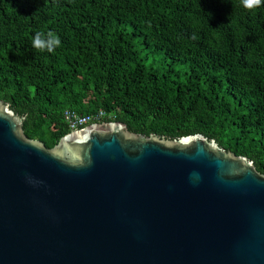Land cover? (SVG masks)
<instances>
[{
  "label": "trees",
  "instance_id": "obj_1",
  "mask_svg": "<svg viewBox=\"0 0 264 264\" xmlns=\"http://www.w3.org/2000/svg\"><path fill=\"white\" fill-rule=\"evenodd\" d=\"M55 33L60 45L32 39ZM0 100L46 147L64 111L202 134L264 174V0H0Z\"/></svg>",
  "mask_w": 264,
  "mask_h": 264
},
{
  "label": "water",
  "instance_id": "obj_2",
  "mask_svg": "<svg viewBox=\"0 0 264 264\" xmlns=\"http://www.w3.org/2000/svg\"><path fill=\"white\" fill-rule=\"evenodd\" d=\"M0 100V264H264V174L196 133L91 123L52 147Z\"/></svg>",
  "mask_w": 264,
  "mask_h": 264
},
{
  "label": "built area",
  "instance_id": "obj_3",
  "mask_svg": "<svg viewBox=\"0 0 264 264\" xmlns=\"http://www.w3.org/2000/svg\"><path fill=\"white\" fill-rule=\"evenodd\" d=\"M63 116L70 131L79 130L91 123L104 122L103 120L105 118H112V115L106 114L103 110H98L95 113L86 115H81L71 110H65Z\"/></svg>",
  "mask_w": 264,
  "mask_h": 264
},
{
  "label": "clouds",
  "instance_id": "obj_4",
  "mask_svg": "<svg viewBox=\"0 0 264 264\" xmlns=\"http://www.w3.org/2000/svg\"><path fill=\"white\" fill-rule=\"evenodd\" d=\"M262 0H241L242 6L247 10H253L261 5ZM32 45L37 50H48L53 51L55 47L60 45L59 37L53 33L48 32L47 38L45 39L44 34L38 32L32 39Z\"/></svg>",
  "mask_w": 264,
  "mask_h": 264
}]
</instances>
